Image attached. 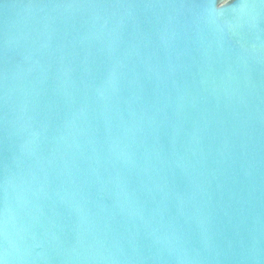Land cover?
Masks as SVG:
<instances>
[{"label": "water", "instance_id": "1", "mask_svg": "<svg viewBox=\"0 0 264 264\" xmlns=\"http://www.w3.org/2000/svg\"><path fill=\"white\" fill-rule=\"evenodd\" d=\"M0 264H264V0H0Z\"/></svg>", "mask_w": 264, "mask_h": 264}]
</instances>
